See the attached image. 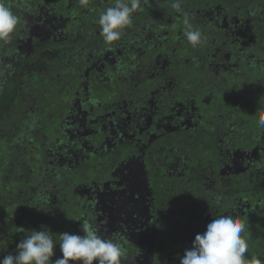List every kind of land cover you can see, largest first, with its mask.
I'll return each mask as SVG.
<instances>
[{"label":"flooded vegetation","instance_id":"af4514ba","mask_svg":"<svg viewBox=\"0 0 264 264\" xmlns=\"http://www.w3.org/2000/svg\"><path fill=\"white\" fill-rule=\"evenodd\" d=\"M1 183L0 264H264V0H0Z\"/></svg>","mask_w":264,"mask_h":264},{"label":"trees","instance_id":"16d2710c","mask_svg":"<svg viewBox=\"0 0 264 264\" xmlns=\"http://www.w3.org/2000/svg\"><path fill=\"white\" fill-rule=\"evenodd\" d=\"M49 74L50 75H53V73L52 72H49ZM21 106H23V105H20V104H17V105H15V107L17 108V109H19ZM13 107H14V105H11V106H7V102H6V106H5V109L7 110V111H10L11 112V110L13 109ZM15 112V111H14ZM15 118H17V117H15ZM15 118L13 117V115L10 117V122L8 123V124H11L14 120H15ZM50 124H51V122H49V129L50 128H52L51 126H50ZM2 126H4L5 127V124H2ZM50 133H52V131H50ZM3 138V137H2ZM26 149L27 150H29V146H27L26 147ZM26 153L24 152V151H22L21 152V154H19V153H17V160L18 161H16V160H14V159H11L10 158V152H8V153H5V157L6 158H9V159H11V161H13V163H16V162H18L17 163V165H18V167H20V166H22V163L21 162H19V160L20 161H22V162H27V164H30V163H34L35 161L32 159L31 161L30 160H28V159H26ZM8 164V163H7ZM6 164V165H7ZM5 165V166H6ZM28 173V172H27ZM24 174H26L25 173V170H24ZM34 175V174H33ZM32 179H33V176H32ZM23 181H25V179H24V177L23 178H21V179H16V183L15 182H12V180H11V183H9V184H11V190L7 193V197L11 200L10 202L11 203H19V201L20 200H18L20 197H22V195L20 196V190L18 189V187H21L22 185H23ZM20 182H21V184H20ZM10 186V185H9ZM8 185H4V184H2L1 183V186H0V192H2V191H4L5 190V188L6 187H9ZM73 186H74V183H73V181H71V182H68V183H66V185L64 186V190L65 191H69V192H71V189L73 188ZM171 191V190H170ZM65 197V198H64ZM64 197H62V199L60 198V200H61V205H63V204H65V206H70L69 208L71 209V207L72 206H74V205H72L73 203V201H72V197L70 196V197H66V196H64ZM17 200V201H16ZM67 201V202H66ZM72 201V202H71ZM4 203H6V204H4ZM70 204V205H69ZM1 206H6V209L7 208H10V204H8L6 201L5 202H3L2 200H0V208H1ZM69 208H67V209H69ZM0 211H1V209H0ZM32 214V218H35V220L36 221H34L33 223H28V225H32V228H33V232H43L42 230H44V228H46V227H49V232H51L52 233V228L51 227H53L54 226V223H53V220L51 219V218H48L47 220H44V219H39L38 217H40V216H44L43 215V213L42 212H39V213H31ZM28 218V217H27ZM42 218H44V217H42ZM0 226H4V227H8V226H14L12 223H7V220L5 219V218H1L0 217ZM3 227V228H4ZM15 231H16V229H15ZM16 239V236L15 235H13V237H12V243H13V241ZM20 242H22V240H20V239H17L16 241H14V246H15V244L16 245H18V243H20ZM0 243H3L2 241L0 242ZM16 247H19V246H16ZM19 249V248H18ZM25 249H26V247L24 246L23 247V252H25ZM21 250V249H20ZM24 262V261H23ZM24 264V263H23ZM31 264H33V263H31Z\"/></svg>","mask_w":264,"mask_h":264},{"label":"rangeland","instance_id":"374dc122","mask_svg":"<svg viewBox=\"0 0 264 264\" xmlns=\"http://www.w3.org/2000/svg\"><path fill=\"white\" fill-rule=\"evenodd\" d=\"M52 111H55V110H53L52 109ZM94 171H97V170H91V169H88L87 171H85V173H86V175H88V174H90V173H92V172H94ZM144 192H146V193H148V192H150V190L148 189V186H144ZM54 249H57L56 247L54 248ZM68 248H64V250H67ZM17 253V252H16ZM39 256H43L44 258H48L49 256H50V254H49V251L48 250H46L45 248H42L41 250H40V252H39V254H38ZM18 256V255H17ZM17 258V257H16ZM15 263H16V261H15ZM31 263H33V264H41V262H40V260H33ZM17 264V263H16ZM19 264V263H18Z\"/></svg>","mask_w":264,"mask_h":264}]
</instances>
